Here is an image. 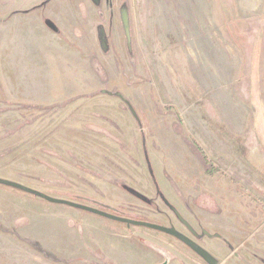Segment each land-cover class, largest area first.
<instances>
[{
    "label": "rangeland",
    "instance_id": "rangeland-1",
    "mask_svg": "<svg viewBox=\"0 0 264 264\" xmlns=\"http://www.w3.org/2000/svg\"><path fill=\"white\" fill-rule=\"evenodd\" d=\"M0 40V264H207L113 215L216 256L253 213L264 264V0H0Z\"/></svg>",
    "mask_w": 264,
    "mask_h": 264
},
{
    "label": "flooded vegetation",
    "instance_id": "flooded-vegetation-1",
    "mask_svg": "<svg viewBox=\"0 0 264 264\" xmlns=\"http://www.w3.org/2000/svg\"><path fill=\"white\" fill-rule=\"evenodd\" d=\"M23 13H25V12H23ZM101 16H103V14H101ZM44 20L46 21L47 19L46 18H44ZM59 32V31H58ZM101 36H105V31H103L102 29H101ZM105 42V41H104ZM1 47H4L3 46V44H2V42H1V40H0V55H2L3 54V50H2V48ZM8 53V52H7ZM1 59H4V58H2V57H0V60ZM5 60V59H4ZM5 61H7V63L9 64V61L8 60H5ZM94 61V60H93ZM10 66V65H9ZM14 74H15V72L13 73V76H12V79L15 81V76H14ZM0 87H2L3 89H4V85H3V80H4V77L1 75V72H0ZM107 80V79H106ZM117 93V97H120V95H119V93L118 92H116ZM112 94V92L109 94V95H111ZM124 101V103H123V105L125 106V108H127V109H131L132 110V108H131V104H129L128 103V101H127V98H125V100H123ZM130 107V108H129ZM77 185V184H76ZM186 189V188H185ZM184 189V190H185ZM180 195L184 198V199H186V197H185V195H184V193H180ZM94 202V200L93 199H90V203H93ZM94 204H96L95 206H97V205H99V206H102V207H108V206H106V204H97V203H94ZM76 206H78V204L76 205H73V207H76ZM104 207V208H105ZM69 208H71V207H69ZM109 208H110V212H114V213H116V214H120V212L122 213V211L121 210H118V209H113V207L112 206H109ZM74 209V208H73ZM72 209V210H73ZM69 210H71V209H69ZM75 210H78V209H74V214L76 213V211ZM80 212H82L81 210L79 211V213ZM96 212V211H95ZM73 214V215H74ZM81 214H84V213H81ZM89 214H95V213H93V211H90V213ZM66 215V214H65ZM73 215H71L72 217H73ZM85 215V214H84ZM87 215V214H86ZM18 216V215H17ZM17 216H14L13 218H8V219H5V218H3V220L6 222V223H8V224H10V226H17L18 224H17V222H16V220L18 219V220H23V218L22 217H19V218H17ZM114 216V218L118 221V220H121L122 218H124V220H128V222H126L125 221V224H127L128 225V227H130V224L133 222V223H137L138 225L137 226H142V224H145V225H149L151 228H154V229H156V230H158V231H161V232H167L168 234H170L171 236H173V237H175L176 239H178V240H180L181 242H183L187 247H190V249H192V250H194V251H197V252H199V253H201L202 255H203V258L207 261V264H228V261H230V259L231 258H233V260L234 261H236V262H238V263H240V264H254L255 263V254H250L249 253V255H246V254H240V253H238V251L242 248V249H244L245 247L246 248H252L253 247V244H251V242L255 239L256 240V237H255V235H256V233H257V231H256V229H257V227H256V224H257V222H256V219L258 220L259 218L258 217H261L260 215H255V213H253V214H251L250 216H249V219H248V221L247 222H242V224H236V225H234V221L232 222V228H227V226H225V229H223V230H225V233L223 234V233H220L219 234V230L221 229L220 228V226L218 225V223H223L224 224V222H223V220L222 219H219V218H215V219H218V220H212L213 222H210V224H208L209 225V227H210V225H211V229H213V227H217V229H218V232H217V234L221 237V241H220V250H219V252L216 254V256L215 255H211V254H209L206 250H204V249H201V247H199V246H197V244H195V241L194 240H192V238L191 237H189V236H187L186 234H183L181 231H178L177 230V228L176 229H173L172 227H168V228H166V227H164L163 229L162 228H156V227H162V226H160V225H158V224H151V223H147L146 221H141V220H133V219H128V218H125V217H120V216H116V215H113ZM13 219V220H12ZM181 220V223H182V225L187 229V230H189V232H190V235L191 236H195V235H200V230H198L191 222H189V221H186V220H183L182 218L180 219ZM235 220V219H234ZM260 220V219H259ZM119 222V221H118ZM258 222H260V221H258ZM129 223V224H128ZM215 225V226H214ZM246 225V226H245ZM74 226H75V224H74ZM236 226H237V228H236ZM254 226H255V229H254ZM203 228H205V226L203 227ZM23 229H24V231L21 233L22 235H23V237L26 239V240H28V226L27 227H23ZM74 229V228H73ZM164 229H168V230H164ZM171 229H173V230H171ZM81 230H82V232H85L84 231V229L83 228H81ZM171 230V231H170ZM199 233V234H198ZM31 234V233H30ZM204 234H205V238H206V236L207 235H211V232H210V234H208V233H205L204 232ZM88 235V234H87ZM209 236H208V238H209ZM213 237V236H212ZM228 237V238H227ZM253 237H255V238H253ZM216 239H218V238H215V240ZM210 241L211 240H209V243H210ZM228 241H229V244H228V246H226L225 244H227L228 243ZM5 242H4V240H3V238H0V245L2 246V250L3 249H8L9 251H15V247H13L12 245H9V247H6V246H8V245H5L4 244ZM138 244V246L139 247H141V248H144L145 247V245L144 244H142V243H140V242H137ZM50 248H53L54 246H49ZM88 250L90 251V249L88 248ZM65 251H67V252H70V251H72V252H74L75 253V247H71L69 250H67V249H63V250H61L60 252H65ZM95 251V250H94ZM206 251V252H205ZM3 252V251H2ZM22 252L24 253V257H28V246H26L25 245V247H23V250H22ZM22 252H20V254L22 255ZM240 252V251H239ZM26 253V254H25ZM80 253H81V248H80V245H78V250H77V252H76V254L78 255V257L80 256ZM3 254V253H2ZM5 255V254H4ZM0 257H1V255H0ZM1 260H3V258L1 257L0 258ZM220 260V261H219ZM166 261H167V263H166ZM168 259H166L165 260V262L163 263V264H168ZM27 264V263H26ZM49 264V263H48Z\"/></svg>",
    "mask_w": 264,
    "mask_h": 264
},
{
    "label": "water",
    "instance_id": "water-1",
    "mask_svg": "<svg viewBox=\"0 0 264 264\" xmlns=\"http://www.w3.org/2000/svg\"><path fill=\"white\" fill-rule=\"evenodd\" d=\"M124 14V13H123ZM123 22H124V26H126L127 24H128V18H127V15H126V13L123 15ZM166 263H167V261H166ZM165 263V264H166Z\"/></svg>",
    "mask_w": 264,
    "mask_h": 264
},
{
    "label": "crops",
    "instance_id": "crops-1",
    "mask_svg": "<svg viewBox=\"0 0 264 264\" xmlns=\"http://www.w3.org/2000/svg\"><path fill=\"white\" fill-rule=\"evenodd\" d=\"M6 247H8V246H6ZM2 251H3V254H6L7 252H9L8 249H3ZM19 253H20V252H19ZM25 264H26V263H25Z\"/></svg>",
    "mask_w": 264,
    "mask_h": 264
}]
</instances>
